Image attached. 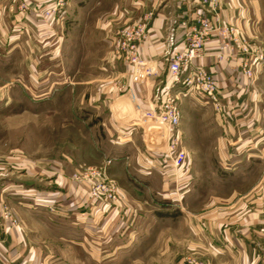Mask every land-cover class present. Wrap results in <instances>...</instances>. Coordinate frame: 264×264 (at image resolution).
Here are the masks:
<instances>
[{
	"label": "crops",
	"instance_id": "1",
	"mask_svg": "<svg viewBox=\"0 0 264 264\" xmlns=\"http://www.w3.org/2000/svg\"><path fill=\"white\" fill-rule=\"evenodd\" d=\"M54 1L28 0L31 7L28 19L43 37L52 34V25L48 21L51 18L45 13ZM112 3L108 9L105 0H74L71 2L75 7L73 15L67 8L63 16L71 14V19L73 17L82 30L84 41L88 33L94 31L95 35L104 38L110 49L119 30L151 17L148 37L139 54L153 74L145 83L134 84L131 81L134 68L115 59L112 51H106L101 66L104 78L99 92L90 97L92 104L98 103L94 106L96 110L110 103V118L103 117L101 125L109 135L113 130L124 136L126 141L122 143V150H125L131 148L135 130L126 129L124 125L121 110L123 105L127 107L131 102L117 100V85H131L133 104L149 109L157 85L167 77L168 56L185 48L187 29L179 25L182 14H187L193 22L201 4L199 0H123ZM209 16L216 27L223 24L234 26L240 34L252 39L251 43L253 39L260 43L252 44L259 45L264 51V0H218L215 11ZM218 46L217 38L213 37L206 44L203 56L195 62L204 66L216 80L223 96L225 115L215 113L213 120L205 119L202 124L188 128L180 124L188 154L187 172L182 175L177 188L165 183L157 192L158 197L171 203L154 202V196H149L145 187L135 184H140L136 179L139 178L137 166L146 159L140 153H125L111 166L110 176L118 182L120 195L110 210L90 199L88 190L80 184L70 183L66 188L62 171H57V177L52 179L45 166L49 163H41L43 167L38 168L41 172L28 169L24 174L17 170L16 173H4L0 167V204L7 203L21 222L19 227L5 232L6 236L0 242V264H44L50 253L51 233L57 235L54 237L58 242L66 244L67 234L71 231L68 227L72 226L74 248L78 250L75 263L89 259L91 264L133 260L149 261L148 264H183L186 255L199 253L209 264H264V186L250 199L234 190L229 194L209 196L208 200L207 194L201 200L192 186L195 180L188 165L195 159L192 149L213 150V161L204 156L195 162L217 163L224 171L230 166L234 170L254 159H264L258 152L254 153L259 146L264 150V67L255 73L254 78L247 79L238 70L239 60L217 61ZM163 177L164 181L166 177ZM225 181L227 179L219 178V190ZM181 186L185 188L179 189ZM178 202L181 205H177ZM199 203L204 204L203 207ZM51 204L61 205L66 215L51 214L48 211ZM85 236L90 237L91 252L84 255L79 251L82 252ZM148 250L154 257L148 259ZM142 256L146 258L142 259Z\"/></svg>",
	"mask_w": 264,
	"mask_h": 264
},
{
	"label": "rangeland",
	"instance_id": "2",
	"mask_svg": "<svg viewBox=\"0 0 264 264\" xmlns=\"http://www.w3.org/2000/svg\"><path fill=\"white\" fill-rule=\"evenodd\" d=\"M112 1L123 2L105 0L108 9H111ZM71 2L74 0H64L59 5L58 0L54 1L49 9L50 13L47 11L45 13L51 18L48 21L52 25V34L50 37H43L36 25L28 19L31 10L28 0H0V167L4 173L10 174L11 171L16 173L17 170L24 174L28 169L30 172H39L38 168L43 167L41 163H49L45 166L49 169L52 179L57 177V171L60 170L66 188L70 183H78L88 190L85 183L77 180V176L84 168L100 166L107 157L121 159L120 156L125 153L128 155L140 153L145 157H148V154L145 153L141 128L135 129L130 143L131 148L125 150H122L124 146L122 143L126 140H118V135L113 130L112 135L103 131L102 118H110V103L105 108L96 110L94 106L98 103L92 104L90 97L99 92L101 79L104 78L101 70V66L104 65L102 58L106 51H112V46L110 45V49L104 38L99 34L95 35L94 31L88 33L85 44L81 38L82 30L70 16L75 8ZM67 8L71 14L66 13V16H63ZM253 42L257 41L253 39ZM257 44L261 45L258 42ZM81 65L83 66L80 67ZM182 89L180 87L181 91ZM121 96H117V100L131 102L127 107L126 104L123 105L124 109L121 110L124 122L128 124L127 119L132 118L133 122L143 125L129 97ZM180 106L183 128L200 125L205 119H214L215 111L212 106L194 94L193 90L186 94ZM116 141L121 143L117 144ZM262 147L259 146L258 151L255 150L254 153L258 152L257 154L264 157ZM192 150L195 159L189 161L188 165L195 180L192 186L198 191L201 200L204 194H207L208 200L209 196L229 194L234 190L244 196L247 195L246 197L250 199L252 194L263 188L264 159L262 161L254 159L248 164L237 166V169L235 167L234 170V167L230 166L228 167L230 170L224 171L217 163L195 162L198 157L213 158V150ZM143 164L137 166L136 173L139 178L136 179L140 184H135L145 187L149 196H154L152 197L154 202L171 203L158 197L157 192H160L165 183L168 186L174 185L173 188L175 184L170 183L167 178L163 181L164 175L158 170L145 171ZM110 168L108 175L116 180L110 176ZM224 173L227 176L222 177L221 174ZM219 178L227 179L224 185L222 184V190H219ZM177 205L181 203L178 202ZM203 205L199 203L200 207ZM5 208L11 210L17 217L19 227L21 223L19 217L5 202L0 204V223L4 225L2 215ZM68 215L70 217L69 213ZM86 215L88 214L84 216ZM69 228L71 231L67 234L66 244L64 241L58 242L54 237L56 234L51 233L48 246L50 253L44 264H91L89 259L88 261L84 259L80 263L74 262L78 250L74 248V227ZM9 229L12 228L4 229L0 242ZM84 238L86 240L83 241L82 252L79 253L85 255L91 252V241L89 236ZM148 254V259L150 256L154 257L149 250ZM141 258L144 259L146 256ZM133 261L117 264L141 262ZM183 264L209 263L203 255L195 253L186 255Z\"/></svg>",
	"mask_w": 264,
	"mask_h": 264
},
{
	"label": "built area",
	"instance_id": "3",
	"mask_svg": "<svg viewBox=\"0 0 264 264\" xmlns=\"http://www.w3.org/2000/svg\"><path fill=\"white\" fill-rule=\"evenodd\" d=\"M58 2L60 5L64 0ZM199 2L200 12L193 22L189 20L187 14H182L179 25L187 29L185 48L182 51H174L168 56L167 77L157 85L151 107L144 110L135 106L136 115L142 120L143 125L133 122L132 118H128V124H124L126 129L135 130L139 127L143 130L145 153L148 154L143 164L144 170H158L175 184V188L181 183L182 175L187 172L188 154L180 130L182 120L180 105L186 94L193 90L194 94L212 106L217 115H225L223 96L216 80L204 66L195 62L203 56L208 41L216 37L219 44L215 56L217 61L239 60L238 70L247 79L254 78L255 73L264 66V51L252 44L234 26L214 25V20L209 14L215 11L218 0H199ZM150 18L146 17L143 22L122 28L111 42L114 58L134 68L131 75L134 84L145 83L153 74L139 54L141 45L148 37ZM117 90L118 97L128 96L135 104L131 85L120 83L117 85ZM117 139L125 140L121 135H118ZM116 143L121 142L116 141ZM119 160V157H107L102 165L86 167L77 176L80 183L87 185L90 199L103 204L106 210L112 209L119 201V184L108 175L109 168ZM48 211L54 215H66L64 208L59 204H51ZM2 221L4 225L0 223V237L6 227L15 228L19 222L8 208L3 211Z\"/></svg>",
	"mask_w": 264,
	"mask_h": 264
}]
</instances>
